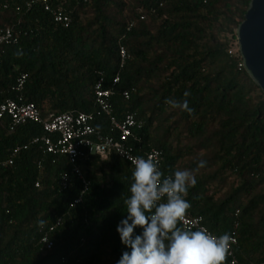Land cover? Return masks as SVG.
<instances>
[{
    "label": "trees",
    "instance_id": "16d2710c",
    "mask_svg": "<svg viewBox=\"0 0 264 264\" xmlns=\"http://www.w3.org/2000/svg\"><path fill=\"white\" fill-rule=\"evenodd\" d=\"M249 3L48 0L52 11L69 18L64 25L36 0H0V29H11L15 39L0 45V103H32L43 119L90 114L102 80V89L113 92L115 120L129 112L141 123L133 130L139 141H128L135 155L160 151L166 175L207 161L188 191L187 215L201 217L215 235L234 236L239 264H264V93L240 67L239 53H230ZM185 91L194 116L165 103L184 99ZM95 124L111 133L105 117ZM42 135L39 124L11 130L0 120V264H116L130 251L116 228L127 215L134 167L112 154L106 160L86 154L77 162L84 190L65 157L29 145ZM18 146L26 148L12 156ZM57 220L46 250L40 238Z\"/></svg>",
    "mask_w": 264,
    "mask_h": 264
},
{
    "label": "clouds",
    "instance_id": "9594fccd",
    "mask_svg": "<svg viewBox=\"0 0 264 264\" xmlns=\"http://www.w3.org/2000/svg\"><path fill=\"white\" fill-rule=\"evenodd\" d=\"M183 95L182 100L167 98L165 103L194 116L195 109L187 99L190 92ZM121 154L132 162L134 170L131 195L124 200L127 215L116 228L121 243L130 251H124L116 264H225L235 243L230 234L216 236L206 227L190 230L178 226L191 208L186 197L198 182L195 173L206 167L207 161L199 160L196 169H176L166 175L152 157ZM45 224L43 219L38 221L40 228ZM137 228L142 230L140 234L135 233Z\"/></svg>",
    "mask_w": 264,
    "mask_h": 264
},
{
    "label": "built area",
    "instance_id": "2783aa9c",
    "mask_svg": "<svg viewBox=\"0 0 264 264\" xmlns=\"http://www.w3.org/2000/svg\"><path fill=\"white\" fill-rule=\"evenodd\" d=\"M43 5L44 10L50 12L53 21L56 23H62L64 25L69 24V18L59 11H52L48 5V0H36ZM141 20L143 17L140 18ZM132 26V23L129 27ZM15 42L11 29H0V45H9ZM119 57L121 65L123 64L126 53L123 48L119 49ZM240 67H243L241 64ZM25 82V76L21 75L15 83L13 90L19 92L22 90ZM117 83V79L114 81ZM113 92L111 90L102 89V80H99L94 87L95 95V112L86 113H65L61 115H48L46 118H42L36 106L32 103H23L20 100H5L0 103V120L7 119L10 123V129L22 126L28 122L36 123L42 126L44 135L31 139L29 145H39L45 154L53 157L62 156L65 157L67 162L72 166L73 173L82 179L77 162L82 161L86 154L97 156L100 160H106L109 155H114L120 160L134 165L130 160L121 153H127L132 157H136L133 149L128 145V141L132 140L138 142V137L133 133L134 129H140L141 123L137 121L134 113H126L123 119L119 122L115 120L112 113V108L109 102ZM124 99H128V92H123ZM105 117L110 125V134L105 135L100 129L97 128L95 122L98 118ZM26 146L15 147L12 151V156L16 155L21 149H25ZM145 158L152 157L155 162L161 167L162 154L160 151L152 149L142 155ZM5 165L12 164V158H10ZM83 180V179H82ZM67 183V177L61 178V186L65 188ZM84 190L87 187V183L83 180ZM36 187L38 184L35 185ZM81 198H77L73 201L71 206L78 204ZM61 221L57 220L52 226H50L40 238V243L46 250L52 248V242L49 238L55 228L60 225ZM180 227L190 230H196L197 227H206L201 217H193L186 214L184 221L178 222ZM207 228V227H206ZM213 234V233H212ZM215 235V234H214ZM218 236V235H216ZM235 243L231 245L230 264H239L234 257V248L237 245V240L232 236Z\"/></svg>",
    "mask_w": 264,
    "mask_h": 264
},
{
    "label": "water",
    "instance_id": "95a60500",
    "mask_svg": "<svg viewBox=\"0 0 264 264\" xmlns=\"http://www.w3.org/2000/svg\"><path fill=\"white\" fill-rule=\"evenodd\" d=\"M236 40L244 71L264 93V0H250Z\"/></svg>",
    "mask_w": 264,
    "mask_h": 264
},
{
    "label": "rangeland",
    "instance_id": "374dc122",
    "mask_svg": "<svg viewBox=\"0 0 264 264\" xmlns=\"http://www.w3.org/2000/svg\"><path fill=\"white\" fill-rule=\"evenodd\" d=\"M235 38L230 42V53L236 54L238 52L237 40H236V31L234 33Z\"/></svg>",
    "mask_w": 264,
    "mask_h": 264
}]
</instances>
